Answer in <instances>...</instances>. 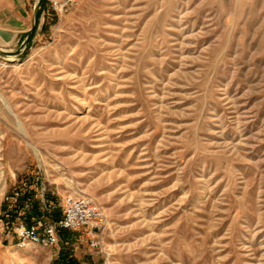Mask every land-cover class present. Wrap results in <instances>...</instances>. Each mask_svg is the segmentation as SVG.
<instances>
[{"label": "rangeland", "instance_id": "obj_1", "mask_svg": "<svg viewBox=\"0 0 264 264\" xmlns=\"http://www.w3.org/2000/svg\"><path fill=\"white\" fill-rule=\"evenodd\" d=\"M70 261L264 264V0H0V264Z\"/></svg>", "mask_w": 264, "mask_h": 264}, {"label": "built area", "instance_id": "obj_2", "mask_svg": "<svg viewBox=\"0 0 264 264\" xmlns=\"http://www.w3.org/2000/svg\"><path fill=\"white\" fill-rule=\"evenodd\" d=\"M73 0H48L56 10L63 9ZM105 210L88 194H69L64 200L63 216L60 220L43 224L41 222H20L15 233L18 236L17 245L25 247L28 243L50 246L61 238L64 229L71 231L89 228L93 235L91 242L97 246V233L105 221Z\"/></svg>", "mask_w": 264, "mask_h": 264}, {"label": "bare ground", "instance_id": "obj_3", "mask_svg": "<svg viewBox=\"0 0 264 264\" xmlns=\"http://www.w3.org/2000/svg\"><path fill=\"white\" fill-rule=\"evenodd\" d=\"M79 193V192H78ZM81 194H86V192L84 190H80Z\"/></svg>", "mask_w": 264, "mask_h": 264}, {"label": "trees", "instance_id": "obj_4", "mask_svg": "<svg viewBox=\"0 0 264 264\" xmlns=\"http://www.w3.org/2000/svg\"><path fill=\"white\" fill-rule=\"evenodd\" d=\"M30 218H31V217H30ZM71 263H72V262L70 261L69 264H71ZM64 264H66V263H64Z\"/></svg>", "mask_w": 264, "mask_h": 264}]
</instances>
